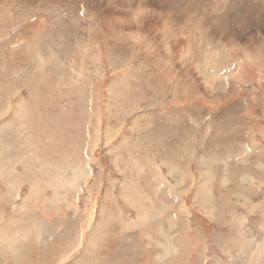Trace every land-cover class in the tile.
<instances>
[{
    "label": "rangeland",
    "instance_id": "374dc122",
    "mask_svg": "<svg viewBox=\"0 0 264 264\" xmlns=\"http://www.w3.org/2000/svg\"><path fill=\"white\" fill-rule=\"evenodd\" d=\"M104 2L90 12L57 0H0V127L15 128L8 142L17 171L39 181L37 194L19 185L11 216L26 218L14 225L26 235L23 250L13 262L0 244V264H264V123L257 137L248 126L263 119L258 91L248 121L208 112L190 98L192 87L163 84L143 53L141 33L159 37L154 23L138 29L143 39L110 42ZM255 31L238 38L251 43ZM252 44L248 65L263 88L264 57ZM239 89L238 98L252 100ZM185 99L196 117L182 115ZM208 168L212 215L197 200Z\"/></svg>",
    "mask_w": 264,
    "mask_h": 264
},
{
    "label": "bare ground",
    "instance_id": "6f19581e",
    "mask_svg": "<svg viewBox=\"0 0 264 264\" xmlns=\"http://www.w3.org/2000/svg\"><path fill=\"white\" fill-rule=\"evenodd\" d=\"M98 1L57 0V4L64 2L65 5H88L87 9L95 12ZM100 5L106 7L104 27L106 26L108 39L112 43H122L125 39H129L130 35L139 36L138 29L141 27L147 30L150 24L156 25L159 37L150 32L141 33L144 39L139 37L144 40L143 53L154 58L153 68L158 70L156 72L160 75V79H163V84L168 81L174 83L177 81L192 87V90L188 92L189 94L191 92L190 98L193 97V100L197 101L196 104L204 105L208 112H211V109L218 110L219 114L226 115L228 119L238 117L244 121L249 120L248 112L253 108L255 91H258L261 96L258 106L264 109V95L262 96L264 87L262 88L263 85L259 81L261 79L257 75V68L253 69L248 65L252 55L249 45L252 43V45L258 43L261 52L259 55L264 57V0H105L104 4ZM244 10L249 13H244ZM258 26L263 27L259 29ZM250 27H255L257 31L247 36L251 43L243 42L238 37L241 34L245 35V31ZM193 66L198 76L194 79L190 74ZM263 70L264 67H262ZM199 82L203 88L198 87ZM234 85L236 91L241 90L239 86L247 90L248 97H252V100L238 98L233 93ZM227 91L230 95L234 94L228 101L206 104L205 97L211 99L216 93L219 95ZM181 104H184L181 108L182 115L190 114L191 117H196L197 114L193 113H200L194 112L196 107L190 106L192 104L188 105L187 99ZM260 112L263 119H255L248 125L251 127L250 130L254 131L255 137L260 130L257 123H264V111ZM166 113H169V109ZM260 131L264 139V131ZM233 136L241 141L239 135ZM225 141L228 144L230 142L227 138ZM244 151L242 150L243 153ZM227 157L234 158L229 154ZM169 166L176 181L181 185L185 183L188 179L187 175L172 164ZM75 174L79 173L76 171ZM246 178L251 179L249 176H244L245 180ZM62 181L63 178H59V183ZM212 182L213 174L208 168L200 181L197 200L209 215L215 213L213 199L216 194ZM33 188L37 194L39 184ZM170 250L175 251L172 248Z\"/></svg>",
    "mask_w": 264,
    "mask_h": 264
},
{
    "label": "crops",
    "instance_id": "0c3cea01",
    "mask_svg": "<svg viewBox=\"0 0 264 264\" xmlns=\"http://www.w3.org/2000/svg\"><path fill=\"white\" fill-rule=\"evenodd\" d=\"M1 109V108H0ZM0 110V115H1ZM12 119V118H11ZM10 119V120H11ZM9 125L14 124V122H10ZM12 126H2L0 127V244L5 247H9V255L8 258H10L12 261L16 258H12V253H21L23 249L18 251V248H22L24 242H20L21 239H25L26 235L24 232H22L21 235L18 233H15V224H18V226L25 227L26 225V218H20L18 220L16 217L11 216V214L16 213V205L14 206V202L17 200V192L19 191V185L22 184L21 182L26 181L30 187V192L33 191V186H35V178L34 174L30 173L28 176L27 169H23L22 167L21 171L18 172L16 167L18 164L16 162L17 153L16 150L12 151V146L8 142L10 140V135L14 134ZM9 137L7 138L6 136ZM28 178V179H27ZM37 178V177H36ZM23 185V184H22ZM31 199H33V194L30 193L28 196ZM25 202V201H24ZM11 216L7 217L5 214H8ZM17 222V223H16ZM39 231H41V227L39 226ZM14 244V245H13ZM13 245V247H12ZM17 256V255H16ZM1 260V258H0ZM3 260L4 263L12 264L9 261ZM20 263L17 264H27V262L23 263L21 259H19ZM14 262V261H13Z\"/></svg>",
    "mask_w": 264,
    "mask_h": 264
}]
</instances>
